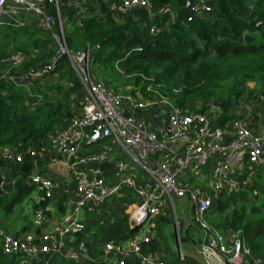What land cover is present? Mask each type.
<instances>
[{"label": "trees", "instance_id": "trees-1", "mask_svg": "<svg viewBox=\"0 0 264 264\" xmlns=\"http://www.w3.org/2000/svg\"><path fill=\"white\" fill-rule=\"evenodd\" d=\"M118 1L84 0L77 7L64 4L60 8L68 51L91 49L92 80L113 94L121 92L143 101L157 100L156 92L184 113L213 118L217 126L246 118L249 128L259 132V123L264 124V0H207L210 11L191 21L181 0H152L150 8L135 7L123 14L110 10ZM46 8L54 17L51 29L55 31V9ZM56 50L51 33L39 19L28 16L22 28L4 23L0 27V76L4 70L1 61L13 54L23 60L11 73L21 76L49 65ZM81 91L65 56L28 88L0 80V178L5 175L8 180L0 192L2 216L13 212L32 192L27 179L35 167L37 174L48 175L43 170L47 158L40 165L33 162L38 153L51 154L50 137L79 113ZM248 110L253 113L248 115ZM28 150L34 155L27 154ZM85 150L82 146L79 156ZM7 153H21L22 162L4 160ZM249 166L240 178L245 182L244 190L211 193L206 220L220 233H238L251 255L264 261V166ZM51 178L64 189V180ZM131 200L122 192L103 204L100 214L84 211L85 230L78 238L85 241L89 260L79 264H105L99 260L104 244L123 243L136 234L124 213ZM55 205L57 214L62 215L66 196ZM154 221L144 253L161 255L167 264H201L193 257L180 260L177 253L168 250L167 242L174 245L171 212L159 214ZM194 227L178 233L183 251L200 245L199 231ZM26 230L32 231L29 226L8 227L0 220V234L20 236L18 232ZM10 263L0 240V264Z\"/></svg>", "mask_w": 264, "mask_h": 264}, {"label": "built area", "instance_id": "built-area-1", "mask_svg": "<svg viewBox=\"0 0 264 264\" xmlns=\"http://www.w3.org/2000/svg\"><path fill=\"white\" fill-rule=\"evenodd\" d=\"M188 11V20L200 18L210 11L207 0H181ZM84 0H0V27L6 23L24 27L28 14L34 15L46 28L56 44V55L49 65L17 76L12 71L22 64L23 57L13 54L1 61L3 73L0 80H8L28 88L37 79L45 77L56 61L65 56L81 86L80 111L60 132L50 137L51 154L38 153V159L47 156L43 170L66 179L71 186L64 189L52 178L37 174L35 167L27 179L32 186V231L0 234L3 254L11 258L10 264H59L66 260L74 264L87 262L86 243L78 236L84 229L83 214L96 211L109 200L125 192L133 200L124 210L131 229L136 234L123 243H106L102 246L105 264H167L161 255L143 252L152 237L155 218L165 211V200L184 199L190 206L192 218L202 235L196 247L205 264H264L246 249L238 233L214 231L206 218L211 207L209 193L201 188H189L182 175L201 174L210 164L213 171L209 182L213 193L232 194L242 191L240 181L243 170L264 166V131L254 132L246 118L217 126L211 117L198 113H184L165 97L157 95L155 101H143L130 95L113 94L102 84L90 78L91 49L70 53L64 40V26L60 8L77 7ZM152 0H119L110 5L115 13H125L135 7L150 8ZM54 8L56 30L51 29L54 17L47 8ZM163 9H160L162 12ZM146 92H151L149 89ZM99 125L100 137L93 142ZM89 130L90 133H86ZM110 139L114 147L123 152L133 166H139L148 180L134 176L130 166L120 160L112 165L106 156ZM102 142L105 144L102 145ZM100 144V146H99ZM85 153L79 156L81 147ZM27 154L34 155L30 150ZM23 155L7 153L4 160L21 163ZM36 159V158H35ZM33 165L37 163L34 160ZM116 174L113 181L114 173ZM8 183L0 178V192ZM242 188V189H241ZM71 191V192H70ZM66 196L67 206L62 215L57 214L56 202ZM176 226V225H175ZM145 229V231H143ZM177 256L180 260L193 257L180 248L179 234H175ZM196 259V258H195ZM201 261V262H202Z\"/></svg>", "mask_w": 264, "mask_h": 264}, {"label": "rangeland", "instance_id": "rangeland-1", "mask_svg": "<svg viewBox=\"0 0 264 264\" xmlns=\"http://www.w3.org/2000/svg\"><path fill=\"white\" fill-rule=\"evenodd\" d=\"M29 17L31 18H36L35 16L28 14ZM105 88V87H104ZM107 89V88H105ZM151 91V90H150ZM154 93V92H153ZM121 94V92L118 93V95ZM250 110H248V112L246 111V113H248V115H251L253 112H251ZM259 132L264 131V124H262L261 122L259 123ZM105 143H108V148H110L112 150L111 153H108V155L106 156V162H109V160L111 159L112 162L111 164L114 165L116 162H119L120 160H123L124 162H126L131 170L134 173V176L136 177H140L141 179H145L148 180V177L146 175H144L142 173V169L139 166H133L132 163L128 160L127 156L121 152L119 149L117 150L114 147L113 142L108 139V141H106ZM104 142H102V145L105 144ZM100 146V144H99ZM45 158H47V156H43L40 159H35L36 163L38 165H40V161L44 160ZM48 159V158H47ZM54 169L50 170L53 171ZM48 175H45L46 177L51 178V173L47 172ZM116 172L114 173V177H113V181L115 180L116 177ZM183 180L186 182L187 186L189 188H201L204 192L209 193L211 192V187L209 186V182L212 181L213 178V171L211 170V165L208 164L202 171L201 174H194V175H190L188 174V172H185L182 177ZM64 180V183H67L71 186L72 182H71V177L70 175L68 176V178L66 179H62ZM242 189V188H241ZM244 190V189H243ZM212 193V192H211ZM210 193V199H211V203L213 200V194ZM216 193V192H215ZM33 197V192H30L28 195H25L22 200L17 203L13 209V212H11L8 215H3L0 212V220H3L4 223L8 226V227H30V221H31V199ZM133 201L135 202L136 199L134 198ZM184 199H180V200H173L172 204L170 205L169 201L166 199L165 200V211H169L171 212L172 218H173V226L175 231L179 232L180 229L178 227V224L181 222L182 226L187 228L186 226L189 225V227H194L196 226L193 222V220L191 219V212L189 211V205L185 204ZM232 206V204H231ZM228 209H229V205H228ZM181 210H183V212H181ZM164 211V212H165ZM163 213V212H162ZM161 214V213H160ZM26 216V218L24 219V217ZM197 227V226H196ZM195 228V227H194ZM85 230V229H84ZM214 231H216L215 229H213ZM143 231H145V229H143ZM176 232V233H177ZM218 232V231H217ZM220 233V232H219ZM196 235H200V231L199 233L197 232ZM84 241V240H83ZM85 242V241H84ZM167 248L171 253H176L177 249L176 247L169 241L167 242ZM201 264H203L201 262Z\"/></svg>", "mask_w": 264, "mask_h": 264}, {"label": "crops", "instance_id": "crops-1", "mask_svg": "<svg viewBox=\"0 0 264 264\" xmlns=\"http://www.w3.org/2000/svg\"><path fill=\"white\" fill-rule=\"evenodd\" d=\"M49 173H51L52 171H50V170H47ZM212 192V191H211ZM210 192V193H211ZM236 193V192H235ZM235 193H232V194H235ZM182 202H184L185 204H188L186 201H182ZM189 205V204H188ZM189 211L191 212V209H190V206H189ZM181 212H183V210H181ZM191 219L193 220V218H192V212H191ZM194 223V222H193ZM195 224V223H194ZM28 227V226H27ZM174 227L175 226H173L172 227V237H173V240H174V245H175V231H174ZM178 227H179V229H182V228H185V227H183L182 226V223L180 222L179 224H178ZM186 227H189V225L188 226H186ZM198 231H199V229H197ZM177 233H179V232H177ZM199 233V232H198ZM200 235H202V233H201V231H200ZM200 235H199V237H200ZM199 246V245H198ZM175 247H176V245H175ZM177 249V248H176ZM185 252H187V253H189V254H193V256H194V258H196L197 260H199L200 262L202 261L201 260V258H200V255H199V252H198V250L196 249V247H189L187 250H185ZM63 261H66V260H63ZM62 262V261H61ZM61 262L59 263V264H61ZM70 262V261H69ZM202 263L203 264H205L203 261H202Z\"/></svg>", "mask_w": 264, "mask_h": 264}, {"label": "water", "instance_id": "water-1", "mask_svg": "<svg viewBox=\"0 0 264 264\" xmlns=\"http://www.w3.org/2000/svg\"><path fill=\"white\" fill-rule=\"evenodd\" d=\"M102 130H103V126L99 125L98 128L96 129L94 135H93V138H92L93 142H96L98 140V138L101 135ZM174 231H175V229H174ZM176 232L177 231H175V234H176Z\"/></svg>", "mask_w": 264, "mask_h": 264}]
</instances>
